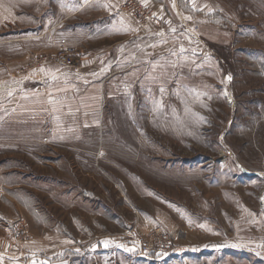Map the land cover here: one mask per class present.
Here are the masks:
<instances>
[{
	"label": "rangeland",
	"instance_id": "1",
	"mask_svg": "<svg viewBox=\"0 0 264 264\" xmlns=\"http://www.w3.org/2000/svg\"><path fill=\"white\" fill-rule=\"evenodd\" d=\"M210 2L151 31L123 2L136 35L0 0V264H264V0Z\"/></svg>",
	"mask_w": 264,
	"mask_h": 264
},
{
	"label": "crops",
	"instance_id": "2",
	"mask_svg": "<svg viewBox=\"0 0 264 264\" xmlns=\"http://www.w3.org/2000/svg\"><path fill=\"white\" fill-rule=\"evenodd\" d=\"M73 1L78 2L76 6H78L79 14H88V19H83L80 23L82 27L125 28V30L134 28V34H139L135 19L122 8L124 0ZM140 2L150 9L153 17L146 31L165 24L167 28H170L171 22L176 19H180L183 23L198 21L197 28H220L210 23L213 12L210 0H140ZM146 33H140V35L143 37Z\"/></svg>",
	"mask_w": 264,
	"mask_h": 264
},
{
	"label": "built area",
	"instance_id": "3",
	"mask_svg": "<svg viewBox=\"0 0 264 264\" xmlns=\"http://www.w3.org/2000/svg\"><path fill=\"white\" fill-rule=\"evenodd\" d=\"M124 8L131 13L144 28L152 20V14L148 7L144 6L140 0H124ZM84 57V52L68 44H61L56 53L53 56V62L55 65L61 68H73ZM160 232H156L155 235H159ZM170 245V244H169ZM167 244V248L169 247ZM141 252H149L150 250H159L156 242L149 241L140 245Z\"/></svg>",
	"mask_w": 264,
	"mask_h": 264
},
{
	"label": "snow or ice",
	"instance_id": "4",
	"mask_svg": "<svg viewBox=\"0 0 264 264\" xmlns=\"http://www.w3.org/2000/svg\"><path fill=\"white\" fill-rule=\"evenodd\" d=\"M229 79H230V77H229ZM109 243H110V241H108V240L104 241L105 246H107Z\"/></svg>",
	"mask_w": 264,
	"mask_h": 264
}]
</instances>
